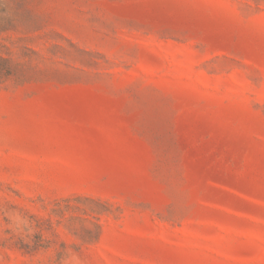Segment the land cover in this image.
Segmentation results:
<instances>
[{
  "label": "rangeland",
  "instance_id": "1",
  "mask_svg": "<svg viewBox=\"0 0 264 264\" xmlns=\"http://www.w3.org/2000/svg\"><path fill=\"white\" fill-rule=\"evenodd\" d=\"M0 264H264V0H0Z\"/></svg>",
  "mask_w": 264,
  "mask_h": 264
},
{
  "label": "trees",
  "instance_id": "2",
  "mask_svg": "<svg viewBox=\"0 0 264 264\" xmlns=\"http://www.w3.org/2000/svg\"><path fill=\"white\" fill-rule=\"evenodd\" d=\"M7 61H8V58H5V57L0 55V63L7 62Z\"/></svg>",
  "mask_w": 264,
  "mask_h": 264
}]
</instances>
